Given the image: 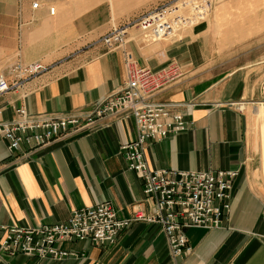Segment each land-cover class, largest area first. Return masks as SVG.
I'll return each instance as SVG.
<instances>
[{
  "label": "crops",
  "instance_id": "1",
  "mask_svg": "<svg viewBox=\"0 0 264 264\" xmlns=\"http://www.w3.org/2000/svg\"><path fill=\"white\" fill-rule=\"evenodd\" d=\"M159 1L0 0V74L10 79L7 67L17 60L47 66L0 95L1 117L13 120L19 106L33 115L86 111L120 89L127 80L123 50L106 49L100 38ZM263 35L264 0H215L207 16L169 38L128 30L125 48L139 64L175 60L186 69L154 99L172 103L192 123L148 142L149 166L237 172L222 225L185 229L189 255L173 259L159 224L134 219L111 245L61 241L59 248L74 255L60 259L0 251V264H264V86L254 74L264 61H239ZM136 133L133 117L117 114L27 155L23 144L16 160L0 135V226L62 222L73 209L104 201L119 219L151 214L152 199L119 151Z\"/></svg>",
  "mask_w": 264,
  "mask_h": 264
},
{
  "label": "built area",
  "instance_id": "2",
  "mask_svg": "<svg viewBox=\"0 0 264 264\" xmlns=\"http://www.w3.org/2000/svg\"><path fill=\"white\" fill-rule=\"evenodd\" d=\"M38 2L31 6L36 8ZM211 10L210 0H161L133 18L127 19L104 34L100 41L108 50H123L127 80L86 111L76 113L29 114L23 106L16 107L14 119L5 120L0 112V135L8 152L17 158L21 145L29 151L58 139H67L88 132L92 126L109 116L129 114L133 117L136 137L120 145L119 151L142 181L144 194L153 201V212L136 214L135 218L119 219L110 202L73 209L62 222L34 227L2 225L0 251L7 255L25 254L40 258L60 259L74 253L60 249L61 241L88 239L96 245H111L134 219H146L161 227L170 256L180 259L192 251L185 229L218 228L230 212L232 187L237 172L233 170L153 169L145 157V146L190 128L191 120L173 110V104L157 101L154 96L182 78L186 69L175 60L152 68L137 62L132 51L125 48L128 30L136 27L148 40L169 38L180 28L202 19ZM54 13V8H49ZM47 70V66L17 60L7 67L8 79L0 74V95L21 87L28 79Z\"/></svg>",
  "mask_w": 264,
  "mask_h": 264
},
{
  "label": "rangeland",
  "instance_id": "3",
  "mask_svg": "<svg viewBox=\"0 0 264 264\" xmlns=\"http://www.w3.org/2000/svg\"><path fill=\"white\" fill-rule=\"evenodd\" d=\"M210 1H211V10H212L215 0H210ZM251 46L252 47L256 46L254 48L253 52L241 56V59L239 61L240 62H246V61L259 62V61H264V35L262 37H260V38L255 39ZM255 67H257V68H256L254 74L256 75L258 84H260V85L263 84L262 86H264V63L259 65V66L257 65ZM258 105L264 107V103H259ZM263 113H264V110H263ZM259 118L264 120V114H263V116L260 115Z\"/></svg>",
  "mask_w": 264,
  "mask_h": 264
}]
</instances>
